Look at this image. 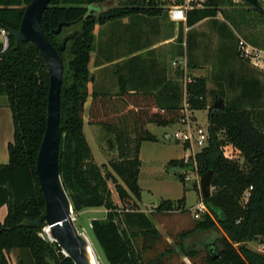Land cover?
<instances>
[{
	"label": "trees",
	"instance_id": "16d2710c",
	"mask_svg": "<svg viewBox=\"0 0 264 264\" xmlns=\"http://www.w3.org/2000/svg\"><path fill=\"white\" fill-rule=\"evenodd\" d=\"M31 1L0 0V28L17 31ZM182 2L176 0L175 4ZM167 4L164 0H50L43 11L41 30L63 63L58 152L63 188L74 215L92 208L106 210L103 219L90 222L88 233L99 264L101 260L102 264H165L179 255L190 264H197V258L201 259L199 264H264V254L247 247V243L264 237V84L257 77L228 71V86L236 95L226 100L227 91L221 85L219 91L211 92L205 77L186 74L197 68L189 59L197 46L191 27L209 19L220 37L232 39V29L238 30L242 40L257 49L255 36L251 34L252 39L239 29L264 28L263 5V12H258L241 0L239 11L227 15V7H236L234 0H205L200 7L192 3L185 12V23L179 22L177 37V57L185 58L186 71L177 70L175 80L167 83L171 87L170 100L154 92H130L121 80L116 93L93 91L87 124L109 136L106 144L116 157L107 165H97L84 136L95 26L125 18L167 16ZM218 14L225 23L218 22ZM60 23L70 25L56 35ZM72 26L77 28L65 34ZM227 28L230 31L225 33ZM263 37L264 32L259 34L260 39ZM65 38H69L65 49L59 51ZM233 56L237 61H248L240 57L237 48ZM48 86V67L33 43L20 42L14 49V39L8 36V46L3 50L0 41V96L6 97L13 127V138L7 145L8 162L0 164V208L7 209L0 221V264H12V253L15 264H74L56 243L41 237L45 223L38 228L24 225L25 220L34 221L44 214L35 161L46 127ZM208 94L224 99V106L215 109L214 104L208 105ZM184 103L190 113L207 110L206 145L186 159L168 161L165 168L183 185L189 167L198 178L212 172L210 197L202 199L207 211L194 219L190 230L178 233L173 245L147 258L162 241V235L152 218L136 207L141 201L139 150L143 142L157 141L148 125L164 128L185 119ZM228 146L237 150L239 157L225 156ZM183 147L189 149V143ZM108 182L114 185L121 205L133 203L134 208L124 210L115 204ZM192 188L199 193L196 183ZM183 201V197L162 200L156 211L184 212ZM194 236L201 238L186 244L185 240Z\"/></svg>",
	"mask_w": 264,
	"mask_h": 264
},
{
	"label": "rangeland",
	"instance_id": "374dc122",
	"mask_svg": "<svg viewBox=\"0 0 264 264\" xmlns=\"http://www.w3.org/2000/svg\"><path fill=\"white\" fill-rule=\"evenodd\" d=\"M168 3L164 8L166 11H170L172 5H177L179 7L188 8L182 2L181 4H175L176 0H164ZM236 2V7H227L226 13L227 15H231V13H235V11H239L242 6L241 0H234ZM199 3V2H198ZM202 3V2H200ZM113 5L116 4V1H113ZM170 4V5H169ZM197 7V3H195ZM262 7V5H261ZM218 20L222 23L224 22V18L221 14H218ZM113 23H109L107 25H112ZM230 29H232L228 23H226ZM77 27L72 26L69 30L65 32V34L73 33ZM217 28L214 24L211 23V20L203 22L199 26V33L202 35L196 38L197 46L195 50L192 52V55L189 57L191 64L196 65L195 71L187 70L186 74L190 77H195L194 72L197 73L195 75H199L201 77H205L207 82V89L211 92L219 91L221 85L226 89V100H229L233 96L236 95L235 91L229 89L228 82L226 79V75L228 71H237V75H247L257 77L264 84V44L261 41L263 39L259 38V34L264 32V28L257 27L256 29L251 31L244 30L240 28L239 30L244 34L253 37L251 34L255 36V42L258 43L260 51H258V56L256 58V64L251 63L250 61L240 62L235 60L233 56V51L237 48L239 40H242L241 33L238 30L233 31V38L226 40L218 35ZM249 33V34H248ZM96 36V35H95ZM1 41V40H0ZM244 41V40H243ZM95 47L97 48V40L95 41ZM233 49V51H232ZM125 52V51H124ZM179 68H182V64L177 65ZM210 92V93H211ZM219 97H213L212 94H208L207 102L208 105L216 103ZM224 102V99H222ZM7 100L5 96H0V164L3 162H7V150L4 147L5 140L11 141L12 139V122L9 108L6 104ZM188 121L186 123L189 124L190 131L197 135L198 129H201L204 133L207 131V110L199 111L196 113V117L193 116V113H187ZM90 128V129H89ZM149 131L157 137L156 142H146L142 145L140 150V161L141 168L140 174L138 177V184L141 188V201L136 204L137 209L140 211H145L147 215L152 218L154 226L162 235V241L156 246L153 252L147 255V258H152L157 253L163 251L170 244L173 245L175 242L176 236L178 233L190 230L193 225V214L197 203L201 200L199 194L198 195L195 190H193V184L196 183L198 185L199 178L194 172H186L189 180L183 185L175 176L171 174V172L166 171V164L168 161L173 159H179L183 157L186 153L182 148V142L178 140L166 139L164 137V132L170 134L175 132V129H167L164 130L161 127H157L155 125H148ZM180 130H187L181 127ZM84 136L86 141L88 142L92 153L98 162H102L103 156L106 159V162L112 158L116 157L114 151H110L106 144V135L102 130L96 126H89L86 124L83 129ZM194 136V135H193ZM182 143V144H181ZM206 143H202L198 145L197 143L193 144L192 150L190 151V155H194L198 150L203 148ZM106 147V150L104 149ZM191 147V146H190ZM106 151L105 155L101 153ZM109 152L114 153L111 155ZM226 155L232 158L239 157V152L232 147H226L225 149ZM108 187L111 191L112 200L119 203L120 208L122 209H132L133 203L127 204L126 206L121 205L118 200L117 194L114 190V185L111 182H108ZM185 188V191H184ZM184 198L183 206L184 212L180 211H164L158 212L156 211V207L159 205V202L163 199L170 200H178ZM5 210L0 209V221L2 220V214ZM74 224L77 229L81 232H84L83 225L84 221L79 216L73 214ZM45 228L42 231L41 237L46 240L48 236L45 233ZM199 236V235H198ZM194 236L185 240L186 244H191L193 241H198L200 237ZM197 237L199 239H197ZM196 239V240H195ZM9 259L12 264H15V254L12 253L9 255ZM196 263H201V259H195ZM102 264V260H101ZM165 264H190L187 259L183 256H173L170 260L166 261Z\"/></svg>",
	"mask_w": 264,
	"mask_h": 264
},
{
	"label": "crops",
	"instance_id": "0c3cea01",
	"mask_svg": "<svg viewBox=\"0 0 264 264\" xmlns=\"http://www.w3.org/2000/svg\"><path fill=\"white\" fill-rule=\"evenodd\" d=\"M206 21H209V19L200 21L190 28V32L195 37V41L196 38L202 35L201 33H199L200 24ZM218 22L222 23L219 20ZM107 24L102 26H95L94 28V35H96L95 41L97 40V48L94 47V50L90 53L89 71L92 75V81L88 84L89 97L84 106V126L87 124L86 112L90 103V95L93 91L103 93H116L119 91V84L121 80L126 90L130 92H154L158 94L161 99L170 100L169 95H171V93L168 94V92L169 90H171V87L168 86L167 83L170 80H175L174 78L177 70H182L178 66H173L174 62H177L179 59H181L180 57H177L180 51V47L177 43L180 23L171 21L168 17V11L167 16L163 17L125 18L115 22L112 25ZM229 31L230 30L227 28L224 32L228 33ZM195 70L197 69H194L193 71ZM195 72V77H201L199 75H195L197 74ZM198 112L199 111L193 112V116L196 117V113ZM181 127L184 128V125L179 123L174 126L164 127L163 129H175L176 132L180 130ZM164 137L169 140L173 138V135L172 133L167 134V132H164ZM11 141H4V147L6 148V150L8 143ZM144 143L146 142H143L141 144L140 150ZM181 146L186 153L181 158L186 159L190 155V151L193 149V146L189 144V149L187 150L184 149L183 144ZM104 149L106 150V147ZM109 153L111 155L114 154L111 152ZM101 154L105 155L106 151H102ZM92 155L97 165H107L104 156L102 162H98L94 155V152L92 153ZM7 162H3L1 164H6ZM199 194L200 193H197L198 201ZM163 200L174 201L170 199ZM114 203L119 206V203H117L115 200ZM1 208L2 210H5L2 214L3 218L1 221H3L6 216L7 209L6 206H3ZM142 212L145 213V211L143 210ZM105 214L106 210L103 208L86 209L79 213V217L84 221V233L88 237L91 244L92 240L88 235L90 230V222L95 219H103L105 217ZM247 247L253 251L261 252L264 254V237L259 239L258 241L247 243Z\"/></svg>",
	"mask_w": 264,
	"mask_h": 264
},
{
	"label": "water",
	"instance_id": "95a60500",
	"mask_svg": "<svg viewBox=\"0 0 264 264\" xmlns=\"http://www.w3.org/2000/svg\"><path fill=\"white\" fill-rule=\"evenodd\" d=\"M249 8L263 12L259 0H243ZM50 0H32L25 7L20 27L17 31L6 29L8 36L14 39V49L20 42H31L39 50L49 71V86L47 96V119L42 142L37 152L35 171L37 180L44 198V214L34 221L25 220L24 225L28 228H38L42 223L51 229L54 243L67 254L62 253L74 264H91L90 252L96 264H99L92 244L84 232L77 229L74 224L73 210L70 200L63 188L58 172L59 152V103L62 85L63 63L58 51L52 46L43 34L40 21L43 11L47 8ZM69 23H60L54 34L58 35L62 27H68ZM69 38H65L59 51L65 49ZM77 37L72 43L76 44ZM224 102L219 99L213 107L222 108ZM189 167L185 172H193ZM212 172L209 171L199 178V193L201 199L210 197ZM49 241H51L49 239ZM52 242V241H51Z\"/></svg>",
	"mask_w": 264,
	"mask_h": 264
},
{
	"label": "built area",
	"instance_id": "2783aa9c",
	"mask_svg": "<svg viewBox=\"0 0 264 264\" xmlns=\"http://www.w3.org/2000/svg\"><path fill=\"white\" fill-rule=\"evenodd\" d=\"M204 1L205 0H184V4L186 5V7L188 9H191L192 8V3L193 4L197 3L198 6H200L201 5L200 2L203 3ZM259 3H260V5L264 6V0H259ZM186 11H187L186 8L179 7L177 5H172L170 11L168 12V17L173 22L185 23V20H186L185 12ZM184 31H187V28H185ZM0 40H1V43L3 45V50H5L7 48V46H8V33H7L6 29H4V28H0ZM258 51H260V50H257L255 48H253L252 46H250L249 44H247L243 40H239V42H238V52H239V55H240L241 58H243L245 60H248V61H250L253 64H256L255 60H256V58L258 56V54H257ZM178 64H182L183 65V67L181 69L185 72L186 71V60H185V58H181L177 62H174L173 66H177ZM187 108H188L187 104L184 103L185 119H183L180 122V124L184 125L185 129H187V130H178V131L174 132L173 133V139L181 141L183 144L185 142H188L191 145H193L195 143H197L198 145H201L204 142L206 143V141H207V132L204 133L201 129H198V130H196L197 131V135H196V133L193 134L190 131L189 124L186 123V120L188 121V116L186 115V112L187 113L189 112L187 110ZM224 154H225V156H227L225 150H224ZM227 157H229V156H227ZM187 174L188 173H186V175H185V181L189 180V177L187 176ZM206 211H207L206 205L204 204V202L201 199L197 203V205L195 207L193 218L194 219H198L200 217V215L206 213Z\"/></svg>",
	"mask_w": 264,
	"mask_h": 264
},
{
	"label": "bare ground",
	"instance_id": "6f19581e",
	"mask_svg": "<svg viewBox=\"0 0 264 264\" xmlns=\"http://www.w3.org/2000/svg\"><path fill=\"white\" fill-rule=\"evenodd\" d=\"M44 231H45L46 235L48 236V239H50L52 242H54V237H53L51 229H49L48 227H45ZM62 251L64 254H67L64 249H62ZM90 262H91V264H96L94 257L92 256L91 252H90Z\"/></svg>",
	"mask_w": 264,
	"mask_h": 264
}]
</instances>
